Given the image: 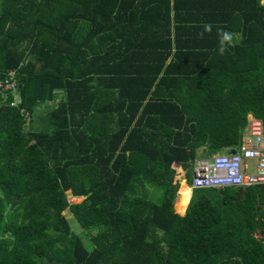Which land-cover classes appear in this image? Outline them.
Segmentation results:
<instances>
[{
  "label": "trees",
  "instance_id": "trees-1",
  "mask_svg": "<svg viewBox=\"0 0 264 264\" xmlns=\"http://www.w3.org/2000/svg\"><path fill=\"white\" fill-rule=\"evenodd\" d=\"M1 1L0 264H264V185L173 167L264 134V0Z\"/></svg>",
  "mask_w": 264,
  "mask_h": 264
},
{
  "label": "built area",
  "instance_id": "built-area-1",
  "mask_svg": "<svg viewBox=\"0 0 264 264\" xmlns=\"http://www.w3.org/2000/svg\"><path fill=\"white\" fill-rule=\"evenodd\" d=\"M14 75L9 72L8 78L0 80V98L11 93L10 106L13 107L20 102ZM21 114L29 122L28 113L22 109ZM234 151L217 152L206 159L197 158L192 166L190 190L264 185V134L259 119L248 115L241 143Z\"/></svg>",
  "mask_w": 264,
  "mask_h": 264
},
{
  "label": "rangeland",
  "instance_id": "rangeland-1",
  "mask_svg": "<svg viewBox=\"0 0 264 264\" xmlns=\"http://www.w3.org/2000/svg\"><path fill=\"white\" fill-rule=\"evenodd\" d=\"M1 0H0V7H1ZM46 111H44V109H41L39 112H38V116L35 118L36 121L35 123L37 124L38 127L42 126L43 123H44V115H45ZM198 155H199V158H203V159H206V158H209V157H206L203 153L202 150H199L198 151ZM174 169H175V176H174V183H178L179 186H178V189H177V199H178V195L181 197L180 195V188L181 186L184 184H187V176H186V173L185 171L178 165H174L173 166ZM190 177H192V171L190 172ZM191 193L192 191L190 190V197H191ZM68 199H69V202L70 203H77V202H80L82 200V198H76V197H72L69 193H68ZM180 204V203H179ZM185 211L183 212H179V208H177V213L182 215ZM64 215L65 217L68 219V222L72 228V230L77 233V234H82L80 233L81 232V228L79 227L78 223L76 222V220L74 219V217L72 216V214L66 210L64 211ZM85 240L84 241V244L87 246V247H90V243L88 242L87 240V237L85 236Z\"/></svg>",
  "mask_w": 264,
  "mask_h": 264
},
{
  "label": "clouds",
  "instance_id": "clouds-1",
  "mask_svg": "<svg viewBox=\"0 0 264 264\" xmlns=\"http://www.w3.org/2000/svg\"><path fill=\"white\" fill-rule=\"evenodd\" d=\"M213 28V25L211 24H204L203 25V31L199 33L201 37L205 33L211 32ZM217 36H218V48H217V54L223 55L225 51H227L228 45L232 42V34L229 32L224 31L223 29L217 27ZM189 187V185H188Z\"/></svg>",
  "mask_w": 264,
  "mask_h": 264
},
{
  "label": "bare ground",
  "instance_id": "bare-ground-1",
  "mask_svg": "<svg viewBox=\"0 0 264 264\" xmlns=\"http://www.w3.org/2000/svg\"><path fill=\"white\" fill-rule=\"evenodd\" d=\"M181 197L179 204V212L185 211L190 200V188L188 186H182L180 189Z\"/></svg>",
  "mask_w": 264,
  "mask_h": 264
},
{
  "label": "water",
  "instance_id": "water-1",
  "mask_svg": "<svg viewBox=\"0 0 264 264\" xmlns=\"http://www.w3.org/2000/svg\"><path fill=\"white\" fill-rule=\"evenodd\" d=\"M235 151L233 150V151H231V153H234Z\"/></svg>",
  "mask_w": 264,
  "mask_h": 264
},
{
  "label": "crops",
  "instance_id": "crops-1",
  "mask_svg": "<svg viewBox=\"0 0 264 264\" xmlns=\"http://www.w3.org/2000/svg\"><path fill=\"white\" fill-rule=\"evenodd\" d=\"M185 210H186V209H185ZM183 214H184V213H183ZM183 214H182V215H183Z\"/></svg>",
  "mask_w": 264,
  "mask_h": 264
}]
</instances>
